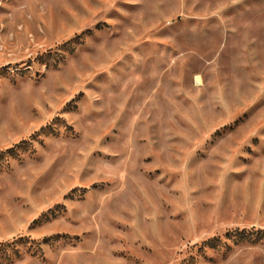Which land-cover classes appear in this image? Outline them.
<instances>
[{"label": "rangeland", "instance_id": "obj_1", "mask_svg": "<svg viewBox=\"0 0 264 264\" xmlns=\"http://www.w3.org/2000/svg\"><path fill=\"white\" fill-rule=\"evenodd\" d=\"M3 243L264 264V0H0Z\"/></svg>", "mask_w": 264, "mask_h": 264}, {"label": "trees", "instance_id": "obj_2", "mask_svg": "<svg viewBox=\"0 0 264 264\" xmlns=\"http://www.w3.org/2000/svg\"><path fill=\"white\" fill-rule=\"evenodd\" d=\"M229 235H228V233L226 234V237H228ZM258 237V236H257ZM208 244H210V246H213V244H214V241L213 240H208ZM9 244H7V243H3V244H0V250H1V248L2 247H6V246H8ZM6 258H11V256L10 255H6L5 256V259ZM2 259H3V257H2V255L0 256V262L2 261Z\"/></svg>", "mask_w": 264, "mask_h": 264}]
</instances>
